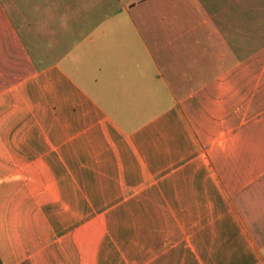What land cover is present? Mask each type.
Segmentation results:
<instances>
[{
    "label": "crops",
    "instance_id": "0c3cea01",
    "mask_svg": "<svg viewBox=\"0 0 264 264\" xmlns=\"http://www.w3.org/2000/svg\"><path fill=\"white\" fill-rule=\"evenodd\" d=\"M3 264H264V0H0Z\"/></svg>",
    "mask_w": 264,
    "mask_h": 264
},
{
    "label": "trees",
    "instance_id": "16d2710c",
    "mask_svg": "<svg viewBox=\"0 0 264 264\" xmlns=\"http://www.w3.org/2000/svg\"><path fill=\"white\" fill-rule=\"evenodd\" d=\"M0 264H3V263L1 262V259H0Z\"/></svg>",
    "mask_w": 264,
    "mask_h": 264
}]
</instances>
